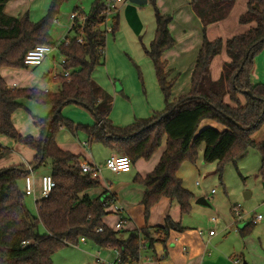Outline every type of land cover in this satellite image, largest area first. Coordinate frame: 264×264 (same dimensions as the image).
<instances>
[{
	"label": "trees",
	"instance_id": "trees-1",
	"mask_svg": "<svg viewBox=\"0 0 264 264\" xmlns=\"http://www.w3.org/2000/svg\"><path fill=\"white\" fill-rule=\"evenodd\" d=\"M9 1L0 0V71L24 69L28 52L39 45L56 44L50 32L65 2L52 0L46 16L34 23L29 14L21 19L7 15L5 8ZM235 1L194 0L192 6L204 25V34L207 26L229 16ZM148 2L154 10L156 32L149 48L143 50L153 64L165 104L162 113L148 120H136L126 128L114 127L109 120L113 98L92 79L95 69L105 65L107 32L104 27L109 0H96L89 15L75 9L79 19L70 29L74 38L59 47L66 60L63 69L70 72L68 78L58 77L59 92L11 89L0 74V136L34 151L31 166L33 169L51 166L49 175L56 184L52 195L36 204L37 216L33 217L19 186L28 171L23 166H14L12 171L0 175V264H53L57 251L76 246L82 240L114 250L121 264H139L144 246L151 247L158 241L165 243L172 231H185L170 218L164 227L136 229L128 232L126 238L123 230L107 227L104 218L110 212L105 210L104 202L111 196L104 193L91 200L86 195L99 189L101 182L82 172L81 156L58 147L56 137L64 129L72 134L85 132L90 145L100 144L116 156L128 158L133 165L139 160L149 161L165 141V150L155 169L144 178L137 175L134 179L135 184L145 189L141 204L146 219L163 198L176 201L183 217L191 214L194 195L184 189L177 174L184 164L196 165L202 147L204 163H217L220 179L225 165L236 164L250 150H256L261 156L259 175L264 180V141L257 143L253 139L264 127V85L251 81L255 59L264 52V0H249L248 10L239 20L243 26L254 24L246 33L226 42L204 39L191 77V90L178 100H172L177 78L169 81L167 63L163 60L164 54L176 44L169 30L172 19L159 12L156 0ZM111 29L114 37L119 29L117 11L112 14ZM78 38L83 44L77 42ZM223 49L229 63L224 66L220 79L213 81L210 65ZM21 101L51 108L47 118H34V125L42 131L37 140L23 138L13 125L14 114L23 108ZM68 106L86 109L94 115L96 123L91 127H76L59 112ZM205 121L218 124L224 130L200 129ZM10 152L0 146V160L9 157ZM40 226L44 234H39ZM249 233L246 225L241 234Z\"/></svg>",
	"mask_w": 264,
	"mask_h": 264
},
{
	"label": "crops",
	"instance_id": "crops-1",
	"mask_svg": "<svg viewBox=\"0 0 264 264\" xmlns=\"http://www.w3.org/2000/svg\"><path fill=\"white\" fill-rule=\"evenodd\" d=\"M50 1L52 0H10L5 8V13L18 19L29 14L30 21L36 23L46 16L51 3ZM193 2L194 0H156L159 12L172 19L169 30L176 43L163 56V60L167 63L169 81L177 78L173 86L172 100H178L190 92L191 77L205 38L211 42L217 39L226 42L235 36L246 33L254 26V24L243 26L239 23L240 18L248 10L249 0H236L229 16L224 21L207 26L204 34V25L194 12ZM117 6L116 11L119 14L118 32L114 37L111 36V15L107 20V25L104 27L107 32L105 68H96L92 79L113 98L112 110L109 115V120L112 125L117 128H126L130 126L128 124L131 121L134 124L136 120H148L155 114L162 113L165 107L164 104L162 107V99L159 97L160 92H158L159 87L158 83H156L157 80L153 64L143 50L144 47L149 48L156 32L154 10L149 5V2L144 7H138L130 2L127 3L125 0H121ZM35 16L38 19H34ZM70 18L71 15L68 19V22L70 21L71 23ZM54 24H59L58 19ZM52 29L50 32L51 36H53ZM61 29L60 32L64 30V28ZM70 29L71 26L68 29V35L71 34ZM68 35L65 36V40L68 39ZM62 41L60 40L59 42ZM117 53L120 55L123 54L122 56L125 58L128 57L139 69L145 86V99L140 93V88L135 93H132L128 88V77L136 79V72L133 68L122 67L118 63H115L114 59ZM228 63L229 58L225 49H223L222 53L214 58L210 65V75L213 81L220 79L223 68ZM37 67L40 66L34 68ZM33 72L34 69H30L29 67L18 70L3 68L0 74L7 87L11 89H39L50 93L59 92L60 86L54 90L49 89L47 84L40 81V78L34 76ZM55 81L58 82V80ZM140 87L142 89L141 85ZM242 100L244 99L240 96V101L242 102ZM26 105L23 104V107ZM34 109L41 108L34 107ZM18 111L12 119L18 134L23 138H33L34 136L33 139H39L42 133L41 128L37 127V130L30 131L29 127H32L30 121L33 120L34 125V118L45 119L47 115L41 117L37 113L39 110H35L36 113H33L35 115H32L33 119L31 120L27 115L25 119V114H18ZM50 112L51 108L49 113L46 112V114H50ZM29 114L31 115V113ZM72 114H78V116L84 117L87 123H81ZM62 115L64 118L73 122L76 127L81 126L78 124L91 127L96 123L94 115L79 106L62 109ZM88 115H91L93 119L89 118ZM24 125L25 129L23 127ZM203 126L204 128H215L213 122L208 123L205 121L200 127ZM261 130L255 135L259 134ZM32 134L34 135L32 136ZM255 135L253 136L254 140ZM255 141L257 143L263 142L264 135L260 141ZM85 142L83 145L84 148L90 147L91 149L88 140L85 139ZM56 144L65 152L81 156V164L86 163L91 166H97L94 162L93 155L90 157L82 151L83 149H79V151L76 149L78 145H75L73 140H70L67 132L62 130L57 135ZM0 146L10 149L13 153L4 160H0V172L11 169L14 166H23L26 168L27 165L31 166L33 163L36 154L31 149L21 146L12 147L11 142L4 138H0ZM164 150L165 141L159 151L149 161L142 162L139 160L136 164H132V169L129 172L116 174L108 170L102 171V173H105V178L108 179L112 173L113 175L115 174L114 183L112 181L108 182L107 180L103 182L101 181V174L98 176L101 187L88 192L86 195L91 200H94L105 193L109 197L114 198L121 208V213L118 215L113 213L112 210L108 211L110 214L104 218V223L107 227L115 228V225L120 221L121 217L126 219V224L121 229L124 232L125 230L132 232L142 228L164 227L167 218L182 225L183 216L181 215L180 207L176 201L169 198L161 199L152 208L150 215L146 219L145 209L141 204L145 189L142 185L134 183L137 175L144 178L155 169ZM201 150L204 153V147ZM102 153L105 161L116 156L111 151L107 154L105 152ZM41 168L33 169L32 173L37 197L40 196V179L43 176L49 175L45 173L50 172L51 166L48 165L46 168ZM37 170L41 173H38ZM177 177L182 181L184 189L189 191L184 186L181 174L178 173ZM19 186L21 191H24L23 181L20 182ZM189 192L192 193L191 191ZM197 200L194 195V200L191 203V213L197 212L202 215L211 212V210H205L206 207L197 204ZM197 205L201 206V208ZM216 205L218 206V204ZM215 211L214 206L212 214ZM230 214L231 217L223 215L224 219L221 223L219 222L220 220L217 214L211 216L208 221H205L203 229L202 226L193 228L182 225L185 231L181 233L172 231L165 243L158 241L151 247L148 245L144 246L139 264H235V260H239L241 264H264V218L262 217V220H257L261 225L257 226L254 232L250 235L243 236L241 233L246 225H238V222L232 217V208L230 209ZM213 218H216V222L212 221ZM199 231L203 232L202 236L199 235ZM210 232H214V235L210 236ZM80 243L87 244V241L82 240ZM96 247L102 252L105 260L103 261L101 259V253L99 252L97 255L92 256L93 264H116L118 254L114 250L109 248L103 249L95 245Z\"/></svg>",
	"mask_w": 264,
	"mask_h": 264
},
{
	"label": "rangeland",
	"instance_id": "rangeland-1",
	"mask_svg": "<svg viewBox=\"0 0 264 264\" xmlns=\"http://www.w3.org/2000/svg\"><path fill=\"white\" fill-rule=\"evenodd\" d=\"M96 0H65L64 4L61 7L60 14L58 17L59 24H54L52 29L53 40L55 42H59L60 40H65V36L68 35V29L70 28L71 24L68 19L70 15H72L76 8H79L83 11L86 15H89L93 4ZM51 2V1H50ZM139 7V6H138ZM144 7V6H143ZM47 14V13H46ZM36 18V16L34 17ZM61 28H64L62 32ZM74 38V34L71 33L68 35V40H72ZM123 55V54H122ZM119 53L116 54L114 62L118 63L119 66L126 67V68H133L136 72V79L133 77H128L127 86L131 90L132 93L137 92V89L140 88V93L142 97L145 99V86L142 80L139 79V72L136 69L135 64L129 60V58H125ZM125 56V55H124ZM63 61V56L56 49L49 58H47L40 67L34 68L29 67L30 69H34V76L40 78V81H43L47 84V87L51 90L59 87V81L56 82V77L64 75L66 70L63 69L61 63ZM105 66V65H104ZM101 66L102 69L105 67ZM134 72V73H135ZM141 74V73H140ZM251 81L254 84H262L264 85V52L259 54L255 59V66L253 73L251 75ZM157 83V82H156ZM142 86V89L140 87ZM158 92L160 89L158 88ZM160 99H162V107L164 104L163 96L160 92ZM21 101L22 105L27 104L25 107L18 111V114L24 113L25 119L26 115L29 116V119H33V113H39L41 117H44L46 112L49 113L50 107L39 105L33 101ZM242 105H244V100H242ZM29 104V105H28ZM31 106V107H30ZM38 106V107H37ZM41 108V109H34ZM73 106H68L71 108ZM165 107V104H164ZM82 108V107H80ZM84 109V108H83ZM86 110V109H84ZM87 111V110H86ZM89 112V111H87ZM31 113V115L29 114ZM17 114V113H16ZM89 114V113H88ZM76 117V120L81 121V123L86 124V119L82 116H78V114H72ZM46 116V117H47ZM89 118L93 119L91 115H88ZM45 117V118H46ZM33 121V120H32ZM30 121L31 126L30 131L37 130V127L33 125V122ZM211 123L210 121H207ZM133 122L131 121L128 125H131ZM214 124V127L218 131H223L224 129L218 125ZM77 125V124H76ZM84 127L87 125L78 124ZM25 129V125L23 126ZM204 128L200 127V129ZM63 131L67 132L70 140H73L75 145H78L76 148L78 151L79 149H83L82 151L85 152L87 155L91 157L93 155L94 162L96 163L97 167H103L106 163L105 157L102 152L105 154L109 153V150L103 147L100 144L93 143L90 147L84 148L85 139L88 140V137L85 132L79 131L77 134H72L68 130L64 129ZM27 135V134H24ZM30 135V134H28ZM34 134H32L33 136ZM264 135V128L261 132L255 135V140H261ZM31 136V135H30ZM39 136V134H38ZM5 140L11 142L12 147L14 146H21L23 148H27L23 144L15 143L5 137ZM34 138V136H33ZM163 148V147H162ZM29 149V148H27ZM92 153V154H91ZM13 153L10 152V155ZM203 153L200 148L199 150V157L196 165L185 164V166L180 170L179 174H181L183 183L185 188L191 191L196 198L199 200L201 198L205 199L209 203V207H206L205 210H211V212L207 214H198L197 212H192L190 215L184 216L182 225L183 226H190L193 228H198V226H202L204 228L205 221L217 214L219 216V222L221 223L224 219V216L231 217L230 209L239 206L241 208L242 217L241 219L235 218L234 214L232 217L235 221L238 222L239 226L249 225V235L254 232L257 226H260V222H257L256 217L262 216L264 218V180L259 175V169L261 167V156L256 150H250L249 153L241 160H239L236 164L228 163L225 165L222 173V177L220 179L219 174L217 173V163L207 164L204 163ZM142 162H146L145 160H141ZM46 168V166H44ZM42 169V168H39ZM132 169V167H131ZM130 169V170H131ZM105 169L103 168V171ZM38 173L40 172L37 170ZM41 173V172H40ZM48 171L45 174H49ZM107 180L108 182L115 181V174L113 173L108 178H105V173H101V181ZM199 183V185H197ZM214 191V194L212 193ZM218 204V206L216 205ZM25 205L29 211V213L33 216H37L36 204L31 197H25ZM199 206V205H197ZM215 206V213L212 211ZM201 208V206H199ZM205 207V206H204ZM207 212V211H206ZM224 215V216H223ZM200 229V228H199ZM39 234H44L45 230L43 227H39L38 230ZM125 232H127L125 230ZM128 233V232H127ZM125 233L123 238H126L128 234ZM89 243V244H88ZM94 243L87 241V244L79 243L78 245H70L64 247L57 251L52 260L53 264H93L92 256L97 255V253H101V259L104 261L105 258L102 255V252L95 248ZM93 246V248H92Z\"/></svg>",
	"mask_w": 264,
	"mask_h": 264
},
{
	"label": "built area",
	"instance_id": "built-area-1",
	"mask_svg": "<svg viewBox=\"0 0 264 264\" xmlns=\"http://www.w3.org/2000/svg\"><path fill=\"white\" fill-rule=\"evenodd\" d=\"M120 1L121 0H109V3L107 5V20L113 13L116 12L118 8L117 5L119 4ZM125 2L129 3L130 0H125ZM70 19H71V23H72L71 27H72L75 21L79 19L78 13H73ZM107 20H106L105 26L107 25ZM77 42L79 44H83V40L81 38H78ZM68 43L69 41L64 40L62 42L56 43L54 46L39 45L35 47L33 50H31L30 52H28V54L25 56V59H24V65L26 67L40 66L47 58L51 56V54L56 49L59 50V47L62 44L67 45ZM65 63H66V60L63 58V61L61 63L62 67L65 65ZM69 75H70V72L65 71L64 75L62 76L60 75L58 77L68 78ZM58 77L56 78V80L58 79ZM131 167H132V163L128 158L119 157V156L110 158L108 161H106L103 167L91 166L86 163L81 164L82 172L85 174H90L93 178H98V176L102 173L103 168L113 173L120 174V173L129 172ZM25 169L28 171V176L23 181L24 182L23 192H24L25 197L33 198L35 204H37L41 200L48 199L52 195L54 189L56 188V184L53 178L50 175H46L40 179V196L37 197L35 185H34V179L32 176L33 167L27 165ZM197 185H199V183H197ZM212 193L214 194V191ZM104 208L106 211L112 210L113 213L117 215L121 213V208L117 204L116 200H114V198H110L109 200L104 202ZM232 213L234 214L235 218L241 219L242 213H241V208L239 206L234 207L232 209ZM256 220H262V216L260 215L257 216ZM212 221L216 222V218H213ZM125 224H126V219L121 217L120 221L115 225V229L121 230ZM99 231L101 232V230ZM199 235L202 236L203 232L199 231ZM209 235L213 236L214 232H210ZM25 245L27 244L23 243V246ZM234 263L241 264L239 260H235ZM116 264H121L119 256L117 258Z\"/></svg>",
	"mask_w": 264,
	"mask_h": 264
},
{
	"label": "water",
	"instance_id": "water-1",
	"mask_svg": "<svg viewBox=\"0 0 264 264\" xmlns=\"http://www.w3.org/2000/svg\"><path fill=\"white\" fill-rule=\"evenodd\" d=\"M130 3L133 4V5H136V6H146L148 4V0H130ZM61 111H62V109L59 110V112H61ZM51 125H52V122L48 126L45 142H46L47 137L49 135V132H50V129H51ZM10 171H12V169L3 170V171L0 172V175L6 174V173H8ZM197 204L205 206V207H209V203L203 198L197 200Z\"/></svg>",
	"mask_w": 264,
	"mask_h": 264
}]
</instances>
